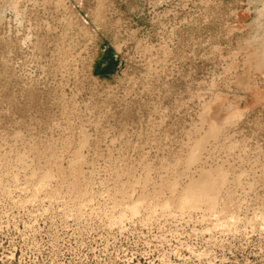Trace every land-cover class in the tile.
Wrapping results in <instances>:
<instances>
[{"label":"rangeland","instance_id":"1","mask_svg":"<svg viewBox=\"0 0 264 264\" xmlns=\"http://www.w3.org/2000/svg\"><path fill=\"white\" fill-rule=\"evenodd\" d=\"M0 264H264V0H0Z\"/></svg>","mask_w":264,"mask_h":264},{"label":"bare ground","instance_id":"2","mask_svg":"<svg viewBox=\"0 0 264 264\" xmlns=\"http://www.w3.org/2000/svg\"><path fill=\"white\" fill-rule=\"evenodd\" d=\"M195 202V201H194ZM195 204V203H194Z\"/></svg>","mask_w":264,"mask_h":264}]
</instances>
